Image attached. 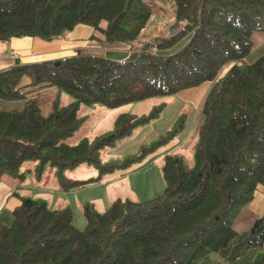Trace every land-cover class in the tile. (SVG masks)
Listing matches in <instances>:
<instances>
[{
    "label": "trees",
    "instance_id": "obj_1",
    "mask_svg": "<svg viewBox=\"0 0 264 264\" xmlns=\"http://www.w3.org/2000/svg\"><path fill=\"white\" fill-rule=\"evenodd\" d=\"M175 8V31L135 49L153 16L148 0H0V41L51 40L83 23L102 34L101 47L130 46L121 59L79 50L0 69V99H23L21 108H0V179L24 175L28 159L58 170L82 161L100 171L127 166L142 154L103 163L100 153L159 108L122 113L114 130L71 142L81 107H115L211 81L195 163L167 154L164 193L116 198L103 211L87 205L84 228L69 207L22 197L14 221L0 222V264H211L213 254L224 264H264V213L241 231L232 227L264 185V54L247 60L253 33L264 30V0H175ZM24 76L30 81L22 85ZM45 88L59 92L48 114L39 100ZM60 92L73 100L61 104Z\"/></svg>",
    "mask_w": 264,
    "mask_h": 264
},
{
    "label": "rangeland",
    "instance_id": "obj_2",
    "mask_svg": "<svg viewBox=\"0 0 264 264\" xmlns=\"http://www.w3.org/2000/svg\"><path fill=\"white\" fill-rule=\"evenodd\" d=\"M148 1L153 16L140 40L132 44V48L135 49L141 48L145 42L154 43L158 37L167 36L175 31L172 28L175 22V0ZM178 29L179 26H176V30ZM253 40L254 46L249 54V60L264 54V30L255 31ZM90 51L96 52L87 49V52ZM233 63L227 62L217 79L223 77ZM57 93L56 88L50 89L40 100L46 111L52 109V102ZM60 94L61 104L73 100V97L65 92ZM22 105V98L0 99V108H21ZM154 108H159L155 115L137 124L130 134L117 139L100 153L103 163L142 154L137 160L127 166L100 171L97 165L87 161H82L75 167L58 170L50 163H45L39 168L37 162L28 159L21 167V171L26 169L24 175L16 176L17 181L24 186L21 188L22 194L43 199L51 208L69 207L74 225L84 228L87 224L85 214L87 205L103 211L116 198L144 200L164 193L165 177L162 165L167 154L178 153L184 158L187 166H193L195 163L199 128L204 117L202 102L196 105L177 93L150 97L115 107L100 103L83 105L80 109L84 117L83 123L68 140L76 142L97 132H110L114 130L115 120L120 114L148 115ZM244 209L245 206L232 224L236 231L239 230L238 219L244 215L243 213L249 215L248 210ZM235 221L236 223L238 221V227H235ZM211 264H224L223 258L213 254Z\"/></svg>",
    "mask_w": 264,
    "mask_h": 264
},
{
    "label": "crops",
    "instance_id": "obj_3",
    "mask_svg": "<svg viewBox=\"0 0 264 264\" xmlns=\"http://www.w3.org/2000/svg\"><path fill=\"white\" fill-rule=\"evenodd\" d=\"M99 37L102 38V34L98 30H95L92 26L83 23L77 24L65 35L51 40H45L38 36L30 35L13 36L8 40L0 41V69L13 65L17 58L22 62H31L56 57H65L75 54L79 50L87 51V49L96 51L99 50L102 54L111 58L121 59L128 55L129 47H101L100 43L96 40V38ZM12 51H15L17 55L14 56ZM256 57L257 56L249 60L248 55L247 60L253 61ZM29 81V77L24 76L22 79V85L29 83ZM210 83V81H205L200 85L184 88L180 90L178 94L186 101L193 102L198 105L202 102ZM50 89L54 88L42 89L39 100L43 99L47 91ZM58 95L59 92L57 93V96ZM40 105L43 114H48L53 109V102L52 109L50 108L47 111L43 108L41 102ZM23 187L24 186L17 181L16 176L8 174H3L1 176L0 222L11 224L14 221V209L21 203V198L25 197L21 192V188ZM245 208L246 209L244 210H248L249 215L243 213L244 215L238 219V231L249 227L257 215L264 213V185H259L257 187L252 200L248 203V205H245ZM240 214L237 216H240ZM238 221L237 223L235 221V227H238Z\"/></svg>",
    "mask_w": 264,
    "mask_h": 264
},
{
    "label": "built area",
    "instance_id": "obj_4",
    "mask_svg": "<svg viewBox=\"0 0 264 264\" xmlns=\"http://www.w3.org/2000/svg\"><path fill=\"white\" fill-rule=\"evenodd\" d=\"M12 54H13V55H17V54L15 53V51H12Z\"/></svg>",
    "mask_w": 264,
    "mask_h": 264
},
{
    "label": "water",
    "instance_id": "obj_5",
    "mask_svg": "<svg viewBox=\"0 0 264 264\" xmlns=\"http://www.w3.org/2000/svg\"><path fill=\"white\" fill-rule=\"evenodd\" d=\"M19 61L18 59L16 60V62Z\"/></svg>",
    "mask_w": 264,
    "mask_h": 264
}]
</instances>
